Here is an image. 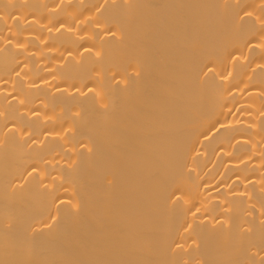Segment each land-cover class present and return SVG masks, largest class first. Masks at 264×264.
Masks as SVG:
<instances>
[{"label":"bare ground","instance_id":"bare-ground-1","mask_svg":"<svg viewBox=\"0 0 264 264\" xmlns=\"http://www.w3.org/2000/svg\"><path fill=\"white\" fill-rule=\"evenodd\" d=\"M0 264H264V0H0Z\"/></svg>","mask_w":264,"mask_h":264}]
</instances>
